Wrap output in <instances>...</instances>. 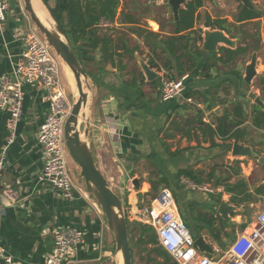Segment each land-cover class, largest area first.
Segmentation results:
<instances>
[{
  "label": "crops",
  "instance_id": "crops-1",
  "mask_svg": "<svg viewBox=\"0 0 264 264\" xmlns=\"http://www.w3.org/2000/svg\"><path fill=\"white\" fill-rule=\"evenodd\" d=\"M166 1H131L136 4L131 6L121 0L115 19L101 23V37H109L113 51L120 56H114L110 64L99 48L87 64L91 92L78 119L79 133L91 147L96 167L110 188L123 197L130 230L132 223L137 222L132 215L135 207L149 202L144 199L145 193L167 187L183 222L179 208L184 204L187 209L193 205L194 212H212L220 218L216 211L220 201L235 207L228 221L222 218L230 223L225 230L232 234L226 247L253 221L254 218L244 220L248 209L254 212L264 208V196L254 194L256 187L264 185V129L253 124L257 111H264V0H249L252 8L245 7L240 0H202L193 28L178 34L174 30L176 19ZM184 1L179 9L188 0ZM67 2L48 0L47 5L64 7ZM6 4V19L0 29V77L11 72L23 49L24 32L33 28L21 0H6ZM250 13L256 16L247 18ZM128 15L136 22H129ZM207 19L224 22L213 29L205 25ZM214 30L222 31L232 45L218 43L215 51L202 49L204 32ZM247 45L248 50L241 51ZM252 53H256V76L246 84L244 69ZM150 59L159 70L150 67ZM141 62L157 73L154 79L145 77ZM64 66L62 73L59 68L60 81L64 89L70 90ZM134 76L140 78L135 80L136 85ZM163 76H185V91L180 97L161 100ZM23 91L22 115L15 140L7 150L0 186L17 188L26 199V207L12 206L0 197V245L13 258V264H44L53 249L54 231L69 226L80 229L83 238L62 264H114L113 236L99 207L85 191L79 168L71 159L66 157L74 186L70 197L38 180L42 148L36 135L48 111V102L41 87L24 85ZM250 93L263 106L256 104ZM188 97L191 103L187 102ZM238 103L243 105L245 115L239 126L244 130L242 140H223L210 129ZM6 118L7 112L0 110V147L8 135ZM234 141L249 146L256 156H232ZM235 167L239 174L232 176ZM180 169L192 171L199 184L206 181L205 185L221 181L225 175L231 174L230 183L242 177L258 200L231 203L223 185L216 186L212 193L187 190L180 184L179 179L184 176H178ZM135 180L139 182L138 191H145L142 201L137 198ZM202 235L212 247H219L205 231ZM118 259L120 264L119 256Z\"/></svg>",
  "mask_w": 264,
  "mask_h": 264
},
{
  "label": "built area",
  "instance_id": "built-area-1",
  "mask_svg": "<svg viewBox=\"0 0 264 264\" xmlns=\"http://www.w3.org/2000/svg\"><path fill=\"white\" fill-rule=\"evenodd\" d=\"M6 0H0V29L6 19ZM22 52L10 73L0 77V110L7 112L8 135L0 147V179L6 165L9 146L16 136V126L22 115L23 86L41 87L48 102V111L38 128L36 140L42 148V168L37 175L39 181L70 197L74 186L68 173L64 145V123L71 102L63 88L59 75L60 58L49 47L36 29L24 32ZM185 76L161 78L160 98L167 102L180 97L185 91ZM187 102L192 99L188 97ZM187 190L215 192L209 184H199L186 176L179 179ZM0 197L12 206L25 208V197L17 188L0 186ZM133 219L151 227L157 245L162 247L178 264H264V208L253 221L232 239L225 249L213 247L214 254L199 252L194 246V237L182 221L171 190L161 188L149 202L136 206ZM83 238V232L74 227H61L54 231L53 249L44 264H62L70 251ZM0 264H13V258L0 245Z\"/></svg>",
  "mask_w": 264,
  "mask_h": 264
},
{
  "label": "trees",
  "instance_id": "trees-1",
  "mask_svg": "<svg viewBox=\"0 0 264 264\" xmlns=\"http://www.w3.org/2000/svg\"><path fill=\"white\" fill-rule=\"evenodd\" d=\"M41 1L47 7L49 13L62 32L72 41L74 45L73 49L87 74H90V71L87 69V64L92 60L93 53L97 49L101 48L104 51L103 58L105 61L108 60L110 64H113L114 56H120L113 51L112 40L106 36L101 37L100 25L104 21L111 22L115 19L121 0H85L83 5L80 0H68L66 6H56L54 8L48 7V0ZM201 4L202 0H188L184 7L179 9L178 19L175 21V33L178 34L193 28L195 13ZM254 16H256L255 13H250L247 18H253ZM63 20L66 22L65 25L63 24ZM128 20L132 23L136 22L132 15H128ZM223 22L224 21L222 20L207 19L205 25L215 29L221 27ZM149 34L152 36L155 35L152 33ZM198 39L200 40V35ZM248 48L249 46L247 45L243 47L241 51L246 52ZM149 65L156 70H159L160 68L153 59H150ZM177 73L181 75L182 70H179ZM137 78L139 77H133L134 83ZM169 78H172V76H169ZM234 116H236L237 119H229L234 118ZM244 117L243 105L239 103L235 104L231 109V113L224 114L223 117L217 121L216 126L212 127L210 130L223 140H242L244 130L243 128H239V126L244 122ZM253 124L258 128L264 129V111H257L253 118ZM231 173L232 176H237L239 174V169L233 168ZM180 175H184L194 182L197 181L195 183H199L197 180L198 178L188 169H180L178 171V176ZM230 175L221 181L218 180L213 185L214 187L223 185L225 192L230 195L229 201L231 203L239 205L245 201L256 202L258 200V198L253 197V194L250 192L246 179L240 177L237 181L230 183L228 181ZM254 194L264 196V185L256 187L254 189ZM220 198L221 196L218 195L217 200H220ZM189 210H191V220L199 223L195 227L193 226V230L195 231V233L192 234L193 237L196 238L199 235H202L203 231H205L211 240L217 244H222L225 248L226 242L232 235L225 230V227L230 223L225 222L219 216H215L212 212L209 213L202 210L194 212L193 205H189ZM183 220L185 221L184 223L187 224L186 226L190 227L187 219L184 218ZM129 224L130 223L128 222L131 251V240L137 233L134 232L135 228L138 230L139 237L144 236L143 238H145L144 240L146 244L152 245L153 247L156 246L152 251L157 256L151 260V264H178L162 247L157 245L156 236L151 227L134 222L132 223L134 228L130 230ZM243 227L244 225H242V228ZM222 237L225 238L224 241H222ZM143 238L140 240H143Z\"/></svg>",
  "mask_w": 264,
  "mask_h": 264
},
{
  "label": "water",
  "instance_id": "water-1",
  "mask_svg": "<svg viewBox=\"0 0 264 264\" xmlns=\"http://www.w3.org/2000/svg\"><path fill=\"white\" fill-rule=\"evenodd\" d=\"M240 1L245 7L252 8L249 0ZM80 2L83 5L85 0H80ZM166 3L171 8L174 19L177 20L179 6L184 4L185 1L167 0ZM23 10L27 13L31 23L46 40L49 47L53 49L57 57H59L61 61L68 66L73 74L76 89L75 99L71 104L70 113L64 123V145L67 155L79 168V175L83 179L85 191L100 208V211L106 221L107 229L113 236L115 255L120 254L122 264H133L128 222L123 207V201L110 188L106 178L96 167L95 155L89 144L85 140L81 139L79 133L78 119L91 92L89 74L85 71L73 47L67 41L65 34L62 32L50 13L49 15L54 22V27H50L51 24L46 26L42 22L35 11L31 0H23ZM218 43H224L225 45L230 46L232 45V42L222 33V31L214 30L204 32L202 49L215 51ZM140 65L145 77L148 80H152L157 76V73L155 74L147 64L141 62ZM256 65V53H252L250 62L244 69L243 80L246 84H250L251 80L256 76ZM108 68H110L109 65ZM83 82H85L86 89L83 87ZM249 97L253 99L256 104L263 106L260 99L255 97L253 93H250ZM231 154L234 157L256 156V152L249 146L241 145L237 141L233 142ZM133 184L135 189L138 191L139 182L135 180ZM137 198L139 201H142L143 193L141 191H138ZM216 211L225 221H228V215L235 211V207L222 200L220 201ZM194 246L199 252L209 255L214 254L212 245L204 239L203 235H199L194 239Z\"/></svg>",
  "mask_w": 264,
  "mask_h": 264
},
{
  "label": "rangeland",
  "instance_id": "rangeland-1",
  "mask_svg": "<svg viewBox=\"0 0 264 264\" xmlns=\"http://www.w3.org/2000/svg\"><path fill=\"white\" fill-rule=\"evenodd\" d=\"M131 6H133V5H136V4H131V1L133 2V3H138V1H141V0H126ZM140 11V10H139ZM140 15H142V13H140ZM32 27L34 28V29H36L35 28V26L32 24ZM36 31H38L37 29H36ZM39 33V32H38ZM39 35L41 36V34L39 33ZM65 37H66V39H67V41L71 44V46L72 47H74V45H73V43H72V41L70 40V38L67 36V35H65ZM62 65H63V62L61 61V59L59 60V68H60V72L62 73L63 72V68H62ZM62 75V74H61ZM62 77V76H61ZM66 79V78H65ZM69 84V83H68ZM83 87H84V89H86V85H85V82H83ZM69 88H70V90L69 89H65V91H66V94H67V97L69 98V101H71V104H72V102L74 101V97H75V88L71 85V84H69ZM69 90V91H68ZM71 91V92H70ZM69 157V156H68ZM70 159V158H69ZM70 161H72V160H70ZM72 163H73V161H72ZM68 168V167H67ZM236 168V167H235ZM69 174L70 175H72V173H70L69 172ZM224 177H226V175L224 176ZM218 177H216V179H217ZM220 179V178H219ZM206 181H204L202 184H204ZM215 182L213 181V182H211V183H209V185H210V187H212V188H214V184ZM129 185V184H128ZM131 187L130 188H132L133 187V184H131L130 185ZM158 191L155 189V188H153V189H151V190H149L147 193H145V191L143 192V193H145V197H144V199H145V201H148V200H151L152 198H153V196L157 193ZM182 193V192H181ZM180 193V194H181ZM180 194H178L177 196H175L176 197V199L178 198V196H180ZM121 199L123 198V197H120ZM125 204L123 203V206H124ZM181 208H179L180 209V212H181V217L182 218H186L187 219V221H188V225H190V227L189 226H187L190 230V233L191 234H194L195 233V231L194 230H191V228L194 226V225H196L195 223H194V221H191L190 220V217H189V214H190V212H189V209H187V207H186V204H184L183 206H180ZM262 207V206H261ZM260 207V209H262ZM100 209V208H99ZM260 209H256L254 212L252 211V209H248V211H247V214H246V218L244 219L245 221L247 220V221H250V220H252L253 218H254V216H255V214L260 210ZM101 212V211H100ZM245 221L244 222H242V223H245ZM187 225V224H186ZM192 226V227H191ZM134 228V227H133ZM193 229V228H192ZM134 232H137L135 235H134V237L132 238V240H131V244H132V258H133V264H151V260L152 259H154V258H156V256L157 255H155V253L152 251V249H154V247H156V246H152V245H148V244H146V242H145V238H143L142 236L141 237H139L138 236V230L136 229ZM143 238V240H140V239H142ZM218 246L220 247V248H222V249H225L224 248V246H222V244H218ZM118 256H119V254H117V255H115L114 254V257H113V262H114V264H118V262H119V259H118Z\"/></svg>",
  "mask_w": 264,
  "mask_h": 264
},
{
  "label": "bare ground",
  "instance_id": "bare-ground-1",
  "mask_svg": "<svg viewBox=\"0 0 264 264\" xmlns=\"http://www.w3.org/2000/svg\"><path fill=\"white\" fill-rule=\"evenodd\" d=\"M22 3H23V0H21ZM32 4H33V7L35 9V11L37 12L38 16L40 17V19L42 20V22L46 25V26H49V24H51L50 27H54V22L53 20L51 19L50 15H49V12L48 10L45 8L44 4L42 3L41 0H31ZM27 14V13H26ZM65 66V69H66V73H67V77H68V80L70 82V84L75 88V85H74V77H73V74L72 72L70 71V69L68 68V66L63 63ZM75 92H76V89H75ZM124 207V206H123ZM119 258H120V264H122V261H121V256L119 254Z\"/></svg>",
  "mask_w": 264,
  "mask_h": 264
}]
</instances>
